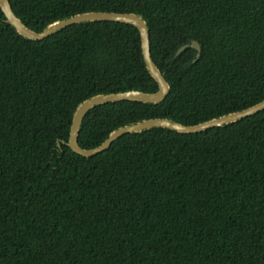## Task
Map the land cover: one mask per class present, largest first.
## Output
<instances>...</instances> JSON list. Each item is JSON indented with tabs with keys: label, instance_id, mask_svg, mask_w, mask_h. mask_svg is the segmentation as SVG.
Returning <instances> with one entry per match:
<instances>
[{
	"label": "trees",
	"instance_id": "1",
	"mask_svg": "<svg viewBox=\"0 0 264 264\" xmlns=\"http://www.w3.org/2000/svg\"><path fill=\"white\" fill-rule=\"evenodd\" d=\"M29 28L135 12L170 84L159 103L96 105L79 144L140 120L197 124L264 99V0H9ZM197 40V49L184 44ZM158 90L139 29L109 20L29 39L0 7V264H264V110L195 133L68 144L100 93Z\"/></svg>",
	"mask_w": 264,
	"mask_h": 264
},
{
	"label": "water",
	"instance_id": "2",
	"mask_svg": "<svg viewBox=\"0 0 264 264\" xmlns=\"http://www.w3.org/2000/svg\"><path fill=\"white\" fill-rule=\"evenodd\" d=\"M0 7L6 15L7 21L12 24L16 30L23 36L29 39H44L49 35L66 28L72 24L82 23L86 21L95 20H109L119 21L135 25L141 35L143 56L151 75L158 83V90L155 92H145L138 89H131L126 91H119L114 93H100L93 95L82 101L75 110L70 136L67 144L77 153L90 157L99 152L108 149L114 141L126 133L140 132L145 129L153 127H167L183 133H195L207 130L216 126H223L225 124L236 122L247 116L253 115L264 110V99L245 109L230 112L219 117L212 118L197 124H183L166 117H154L140 120L134 123L126 124L115 130L98 146L93 148H84L79 144V134L83 119L87 112L96 105L116 102L122 100H138L149 103H159L163 101L170 92V84L166 80L163 72L155 63L151 53L150 30L146 20L135 12H114V11H87L77 13L73 16L56 20L47 25L42 31H36L29 28L22 20L15 14L9 0H0ZM197 49L196 59L200 57L201 45L197 40H193L190 44L182 45L177 54L181 53L187 47Z\"/></svg>",
	"mask_w": 264,
	"mask_h": 264
}]
</instances>
